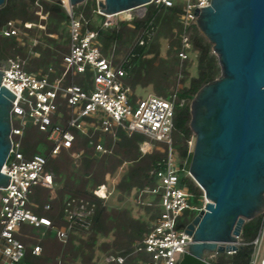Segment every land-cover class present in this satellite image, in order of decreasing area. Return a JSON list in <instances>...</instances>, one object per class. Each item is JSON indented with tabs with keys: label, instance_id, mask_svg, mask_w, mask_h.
I'll use <instances>...</instances> for the list:
<instances>
[{
	"label": "built area",
	"instance_id": "built-area-1",
	"mask_svg": "<svg viewBox=\"0 0 264 264\" xmlns=\"http://www.w3.org/2000/svg\"><path fill=\"white\" fill-rule=\"evenodd\" d=\"M57 2L67 14L66 27L69 33V47L62 56L60 72L52 66L46 69L34 66L32 58L38 56V52L32 50L37 43L35 38L31 39L28 56L21 57L16 54L5 59L6 64L0 65V70L3 71L1 85L13 94L11 102L14 104L10 109L11 146L2 166V172L11 178L7 187H0V264H18L26 249L21 238L34 237L36 242L30 245L31 253L38 255L41 251L39 240L45 234V229H52L57 239L63 243L69 231L76 228L85 231L90 229L93 204L87 200L75 197L67 199L63 208L65 223L56 226L47 215L34 212L33 209L38 204L30 199V194L36 186L53 188V175L46 170V165L62 149L72 146L75 138L72 129L88 136L90 131H101L114 140L115 130L118 128L128 135L140 133L146 137L139 143L142 154L151 153L153 150L164 154L149 170L155 185L143 186L132 196L136 205H148L157 198L159 213L151 228L140 240L135 241L134 249L129 254H146L147 259L140 264H178L187 250L191 236L186 232L187 224L176 227L177 218L185 209L194 210L197 215L204 208L206 198L200 189V204H192V193L185 184L180 183L181 172L191 179L192 177L189 166H185L186 160L179 161L172 143L174 108L177 104L175 90L166 96L155 93L137 94L126 83L127 70L124 66L134 46L147 43L154 35L155 27L152 21L147 22L133 46L126 54L120 53L116 61L113 60L114 47L104 55L97 36L101 29L117 30L122 21L133 27L131 20L143 19L149 5L167 8L178 2L181 4L178 13L181 30L177 27L172 30L177 33L181 45L178 56L180 60H184L190 46L187 29L193 24L196 25V10L208 6L210 0H149L143 5L109 14L99 11L97 0H94L95 5L88 14L87 0L76 5H71L69 0ZM35 13L40 19H45L41 10ZM21 24L19 19L8 20L1 29L2 35H14L19 42L22 41V37L27 34L19 28ZM23 25L30 28L33 23L24 22ZM37 26L44 28L40 23ZM81 74L89 75V85L86 88L74 81ZM58 98L66 101L69 113L66 118L58 110ZM183 102L184 99H181L179 105ZM29 124L47 133V138L52 143L47 154L24 156L21 140L24 129ZM89 138V144L94 145L97 153L110 152V148L100 142L101 136L97 137L96 143L91 136ZM186 143L187 152L192 153L193 133ZM70 155L77 159L79 152H71ZM106 180L109 181L108 175ZM112 181L111 187L117 182ZM93 193L105 201L111 191L106 182L97 185ZM42 208L48 210L50 205L45 203ZM263 225L264 213L261 229L252 241L250 264H254L257 257ZM30 230L37 234L31 235ZM240 244L241 234L235 244L236 249L225 253L236 252ZM129 254H105L99 264H124ZM216 254H208L209 260H206L209 264H212L210 260ZM259 264H264V249Z\"/></svg>",
	"mask_w": 264,
	"mask_h": 264
},
{
	"label": "trees",
	"instance_id": "trees-1",
	"mask_svg": "<svg viewBox=\"0 0 264 264\" xmlns=\"http://www.w3.org/2000/svg\"><path fill=\"white\" fill-rule=\"evenodd\" d=\"M94 5V0H87L86 14ZM180 7L181 4L178 2L167 8L149 5L143 19L133 18L131 20L133 27L127 26L126 22L122 21L117 30L101 29L97 37L104 55H107L114 47L113 60L116 61L120 53L126 54L133 46L136 37L147 22L152 21L155 27L154 35L144 45L134 46L125 62L126 83L133 91H136V86L152 84L154 93L162 96L175 90L177 104L174 108L172 143L177 150L179 161L185 159L187 168L192 155L191 152H187L186 143L192 134L188 124L189 104L201 86L219 75L220 67L217 57L211 51L212 44L201 34L195 24L187 29L190 43L187 49L188 56L180 60L178 56L180 41L177 33L172 30L173 27L181 30L178 23ZM37 10H41L45 19L38 17L35 13ZM10 19H19L22 22L19 28L27 35H32L37 23L44 25L43 29L36 28L40 32V37L36 39L37 43L32 47L33 51L38 52V56L32 58L34 66L44 69L52 66L60 72L62 56L69 47V33L66 27L67 14L57 0L4 1V4L0 6V60L16 54L21 57L28 56L29 48L20 43L27 41V35L23 36L22 41L19 42L16 36H4L1 33V29ZM24 22H31L35 27L26 28L23 25ZM160 35L168 40V47L162 56L160 55L161 45L158 41ZM190 53H194L197 73L196 76H190L188 83L185 84L189 73ZM156 59L158 65L153 67ZM74 81L86 88L89 85L87 82L89 75L81 74ZM181 99H184V102L179 105ZM57 101L59 102L58 110L62 111L64 118L68 117L66 101L60 98ZM72 132L75 136L72 146L69 149H62L50 158L46 165V170L53 175V188L36 186L30 194V199L38 204V207L33 209L34 212L47 215L56 226L65 223L63 208L67 199L75 197L87 200L93 204L90 229L85 231L76 228L69 231L64 243L57 239L52 229H45V234L39 240L41 251L38 255L32 254L30 248L36 239L34 237L21 238L26 249L18 264H92L97 249L106 251V254L127 255L133 251L135 241L140 240L151 228L153 220L159 213L157 198L148 205H137L147 215L146 219H140L133 217L126 208H108L105 201L93 193L97 185L107 182V175L112 176L124 164L127 165V169L112 187L113 192L118 193L119 200L128 196L134 189L136 191L146 185L150 187L155 185V180L149 175V170L164 154L158 150L142 154L139 150V143L146 139L144 135L140 133L128 135L118 128L115 130L113 140L107 133L90 131L89 136L94 143L97 137L101 136L100 142L110 148V152L99 154L95 151L94 145L89 144L88 135L75 129H72ZM51 145L46 132L30 124L25 127L21 140V150L25 157L32 154L45 155ZM71 152H79V157L74 159L70 155ZM179 176L180 183L185 184L192 193V203L200 204L199 199L202 194L200 188L184 172H181ZM45 203L50 205V209L42 208ZM195 214L194 210H183L177 218L176 227L188 224ZM262 223V213L246 221L241 230V244L236 252L217 253L210 262L212 264H250L253 254L252 241L258 235ZM29 233L37 234L31 230ZM109 233L113 236L112 243L103 242L96 247L98 237L107 236ZM111 245H114V249L107 251ZM146 259V254L132 253L126 256L124 264H140Z\"/></svg>",
	"mask_w": 264,
	"mask_h": 264
},
{
	"label": "water",
	"instance_id": "water-1",
	"mask_svg": "<svg viewBox=\"0 0 264 264\" xmlns=\"http://www.w3.org/2000/svg\"><path fill=\"white\" fill-rule=\"evenodd\" d=\"M148 1L97 4L109 14ZM200 8L196 26L212 44L220 73L201 86L189 104L188 124L194 135L189 173L206 202L187 224L191 241L178 264H209L206 255L236 249L243 224L264 213V0H210ZM2 73L0 187H7L11 176L2 166L11 146L14 104L13 94L1 85Z\"/></svg>",
	"mask_w": 264,
	"mask_h": 264
},
{
	"label": "rangeland",
	"instance_id": "rangeland-1",
	"mask_svg": "<svg viewBox=\"0 0 264 264\" xmlns=\"http://www.w3.org/2000/svg\"><path fill=\"white\" fill-rule=\"evenodd\" d=\"M32 27H35V26H32ZM36 28H34L35 30L33 31L32 35L29 34V35L26 36L27 37V41L26 42L23 41V42H20V43H22L27 48H29L31 39H33V38L37 39V38L40 37V32L38 30H36ZM158 41L160 42V45H161L160 46V55L162 56V55L165 54L166 49L168 47V40H167V38H164L163 36L160 35L158 37ZM2 60H4V59H2ZM2 60H0V65H1V61ZM188 62H189V65H188V72L189 73L187 75V79L185 81V84L188 83V80H189L190 76H196V73H197L196 72L197 71L196 63H195V60H194V53H190V58H189ZM157 65H158V60L156 59L153 62L152 66L155 67ZM176 74L179 76L178 73H176ZM136 92H137V94L145 95L147 93H154V90L152 88V84H148L146 86H136ZM126 169H127V165L124 164L112 176H109V181H107V183H108L109 190L111 191V194L109 195L108 199L105 200V204L107 205L108 208H110V207L126 208V209H128L130 211V214L133 217L140 218V219H146L147 215L144 213V210H142L140 207H138L133 202L132 195L134 194L135 189L132 190V192L128 196H124L123 199H121V200H119L117 198L118 197V193L117 192H113V189L111 187V180H113L114 182L117 181L120 178V176L122 175V173ZM190 202L191 203L193 202L192 198L190 199ZM112 241H113L112 233H109L107 236H99L98 239H97L96 247H99V245H101V243H103V242L111 244ZM112 249H114V245H111L110 249H108L107 251H111ZM263 249H264V225L262 227L260 243H259V250L257 252V257L255 258L254 264H259V260H260L261 254L263 252ZM106 253H107L106 251H101L100 249H97L96 253H95V256L93 258V263L92 264H99V262L102 260L103 255H105ZM205 259L209 260L208 255L205 256Z\"/></svg>",
	"mask_w": 264,
	"mask_h": 264
},
{
	"label": "bare ground",
	"instance_id": "bare-ground-1",
	"mask_svg": "<svg viewBox=\"0 0 264 264\" xmlns=\"http://www.w3.org/2000/svg\"><path fill=\"white\" fill-rule=\"evenodd\" d=\"M100 192H102V191H100Z\"/></svg>",
	"mask_w": 264,
	"mask_h": 264
}]
</instances>
